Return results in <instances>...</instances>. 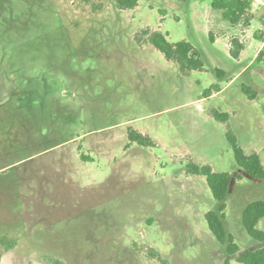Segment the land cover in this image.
<instances>
[{"label": "rangeland", "instance_id": "374dc122", "mask_svg": "<svg viewBox=\"0 0 264 264\" xmlns=\"http://www.w3.org/2000/svg\"><path fill=\"white\" fill-rule=\"evenodd\" d=\"M211 1L118 10L112 0H0V264H239L207 228L205 179L185 167L234 172L228 131L264 166V70L255 61L264 40L254 38L264 33V0H252L251 26L235 30ZM145 28L192 43L205 70L182 76L139 46ZM232 39L244 47L237 59ZM214 84L220 91L203 97ZM128 128L152 145L129 144ZM252 200L264 201V180L237 181L226 202L241 251L264 247L241 223Z\"/></svg>", "mask_w": 264, "mask_h": 264}, {"label": "trees", "instance_id": "16d2710c", "mask_svg": "<svg viewBox=\"0 0 264 264\" xmlns=\"http://www.w3.org/2000/svg\"><path fill=\"white\" fill-rule=\"evenodd\" d=\"M83 4H90L91 0H76ZM118 10H132L138 5V0H112ZM100 6H94L95 11L99 10ZM211 9L214 13L220 15V21L229 29H247L251 26L254 19L252 14V0H212ZM263 35V36H262ZM208 38L211 43L215 41L213 31H208ZM256 40H264V33L260 36L255 33ZM135 42L139 46L151 45L159 53L162 54L167 62L173 63L178 67L182 76H188L191 72H202L205 70L204 62L201 53L197 47L188 41H180L171 43L167 39V34H162L159 31L145 28L136 33ZM232 45L229 51L230 55L237 59L239 53L243 50V46L237 40L232 39ZM255 61L262 65L264 70V52L259 51ZM217 78L223 75V72L215 69ZM220 91L217 84L212 85L208 90L204 91L203 97H210ZM249 100H254L255 92H251L249 87L242 88ZM215 121L227 123L229 115L227 113L212 110L210 112ZM227 140L233 150L236 170L232 173H217L212 170L209 165H197L189 161L185 167V173L189 176H199L205 179L206 185L211 193L214 201L213 209L205 213L204 219L208 230L215 238L216 242L221 245L227 255L234 257L239 264H264V247L251 251H241L238 245L234 242L232 235L226 228V202L232 194L237 181L249 179L253 181L264 180V166L259 156L255 153L247 155L242 148L237 144L235 136L228 131ZM128 143H137L138 145H152V141L148 136L128 128L127 132ZM82 160L89 159L80 155ZM264 218V201L252 200L245 204L241 211V223L244 231L250 239L264 243V231L257 229V224ZM53 264H59L53 262Z\"/></svg>", "mask_w": 264, "mask_h": 264}, {"label": "built area", "instance_id": "2783aa9c", "mask_svg": "<svg viewBox=\"0 0 264 264\" xmlns=\"http://www.w3.org/2000/svg\"><path fill=\"white\" fill-rule=\"evenodd\" d=\"M263 49H264V41H263L261 47L259 48L258 52L261 51V50H263Z\"/></svg>", "mask_w": 264, "mask_h": 264}]
</instances>
